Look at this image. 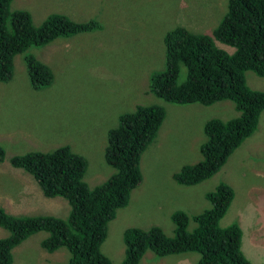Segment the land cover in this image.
Instances as JSON below:
<instances>
[{"label":"rangeland","instance_id":"1","mask_svg":"<svg viewBox=\"0 0 264 264\" xmlns=\"http://www.w3.org/2000/svg\"><path fill=\"white\" fill-rule=\"evenodd\" d=\"M10 9L28 10L35 25L50 13H61L75 21L95 18L102 28L32 48L52 70L47 87L33 88L24 54L15 57L12 77L0 82V132L23 133L31 142L12 145L0 140L6 153L0 171L7 174L4 166L11 155L69 145L87 160L84 180L92 187L114 172L104 159V149L107 131L117 124L118 115L138 104H159L166 116L161 131L141 155V182L107 224L101 251L112 263H120L122 234L130 226L158 225L166 235L172 234L170 213L183 210L192 217L203 212L210 207L205 193L223 181L233 188L234 198L219 225L237 222L245 258L251 264H264V113L255 132L217 173L200 183L181 185L172 173L202 158L199 146L205 140V120L229 119L238 112L230 100L176 104L149 91L150 74L164 68L165 31L180 25L211 33L226 13L227 0H11ZM184 75L182 68L180 77ZM245 79L250 88L264 90V77L248 70ZM4 185L0 175V188ZM43 198L38 215L67 217L69 206L63 198ZM6 235L8 231L0 226V238ZM46 236L40 231L15 246L13 264H67L66 248L49 252L41 246ZM198 257L196 252L157 256L148 251L139 264H195Z\"/></svg>","mask_w":264,"mask_h":264},{"label":"trees","instance_id":"2","mask_svg":"<svg viewBox=\"0 0 264 264\" xmlns=\"http://www.w3.org/2000/svg\"><path fill=\"white\" fill-rule=\"evenodd\" d=\"M10 3L0 0V82L11 78L15 57L24 54L31 86H49L52 70L31 52L32 48L102 28L95 18L75 21L61 13H50L35 25L28 10H11ZM163 44L164 68L149 77L153 95L176 104L210 105L230 100L238 112L226 120L206 119L202 125L205 140L199 146L202 158L172 173L176 183L193 185L217 173L259 126L264 90L250 88L245 71L264 77V0H227L226 13L211 33L176 25L165 31ZM182 68L185 75L181 78ZM165 116L166 110L159 104H138L118 115L117 124L107 131L104 149V159L114 172L92 187L84 180L87 160L69 145L11 155L8 162L12 167L31 175L46 197L63 198L69 212L66 218H60L14 215L0 208V226L8 231L0 238V264H13L12 249L40 231L47 232L40 242L45 250L64 247L69 251L67 264H114L101 251L107 224L115 218L117 209L127 205L131 191L141 182V155L155 139ZM5 158L0 144V162ZM233 198V188L220 181L205 193L210 207L203 212L192 217L183 210L170 213L174 225L170 235L158 225L125 228L124 255L118 264H139L148 251L157 256L196 252L199 257L195 264H251L241 249L238 223L219 225Z\"/></svg>","mask_w":264,"mask_h":264},{"label":"crops","instance_id":"3","mask_svg":"<svg viewBox=\"0 0 264 264\" xmlns=\"http://www.w3.org/2000/svg\"><path fill=\"white\" fill-rule=\"evenodd\" d=\"M263 113L264 110L261 113L260 119ZM0 140L12 145L31 142V139L23 133L18 134L6 131L0 132ZM246 141L247 139L243 143ZM4 169L7 171V174L0 171V175L4 177L5 181L4 187L0 188V208L8 213L15 212V215H21L22 212H25V215H37L39 212V202L45 201L43 198L45 195L37 183L31 175L20 168L12 167L8 161L5 163Z\"/></svg>","mask_w":264,"mask_h":264},{"label":"clouds","instance_id":"4","mask_svg":"<svg viewBox=\"0 0 264 264\" xmlns=\"http://www.w3.org/2000/svg\"><path fill=\"white\" fill-rule=\"evenodd\" d=\"M247 71H248V70H247ZM249 71H251V70H249ZM252 72H253V71H252ZM11 77H12V76H11ZM236 111H237V110H236ZM236 115H238V113H237ZM236 115H235V116H236ZM233 117H234V116H233ZM117 118H118V117H117ZM223 120H226V119H223ZM245 140H246V139H245ZM245 140H244V141H245ZM244 141H243V142H244ZM243 142H242V143H243ZM241 145H242V144H241ZM226 162H227V161H226Z\"/></svg>","mask_w":264,"mask_h":264},{"label":"flooded vegetation","instance_id":"5","mask_svg":"<svg viewBox=\"0 0 264 264\" xmlns=\"http://www.w3.org/2000/svg\"><path fill=\"white\" fill-rule=\"evenodd\" d=\"M70 37V36H69Z\"/></svg>","mask_w":264,"mask_h":264}]
</instances>
